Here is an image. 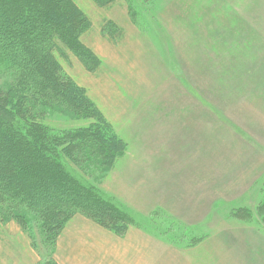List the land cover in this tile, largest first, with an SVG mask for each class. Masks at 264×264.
Listing matches in <instances>:
<instances>
[{"label":"rangeland","instance_id":"obj_1","mask_svg":"<svg viewBox=\"0 0 264 264\" xmlns=\"http://www.w3.org/2000/svg\"><path fill=\"white\" fill-rule=\"evenodd\" d=\"M72 1L101 64L68 56L64 72L127 149L110 171L69 170L133 224L116 236L82 217L55 264H264V0ZM27 236L0 223V264L45 260Z\"/></svg>","mask_w":264,"mask_h":264},{"label":"trees","instance_id":"obj_2","mask_svg":"<svg viewBox=\"0 0 264 264\" xmlns=\"http://www.w3.org/2000/svg\"><path fill=\"white\" fill-rule=\"evenodd\" d=\"M93 1L106 7L118 0ZM88 27L72 0H0V77L8 79L0 89V223L14 222L32 250L39 248L38 235L47 254L38 264H55L58 239L76 216L116 236L133 224L69 170L110 171L127 149L62 66L71 56L88 72L99 69L81 41ZM54 115L87 124L55 130L45 119Z\"/></svg>","mask_w":264,"mask_h":264},{"label":"crops","instance_id":"obj_3","mask_svg":"<svg viewBox=\"0 0 264 264\" xmlns=\"http://www.w3.org/2000/svg\"><path fill=\"white\" fill-rule=\"evenodd\" d=\"M263 74H264V73H263ZM262 83H264V78H262ZM76 217H80V216H76ZM76 217L72 218V220L69 221V223L66 225L65 229L63 230V232H62L63 234H62V235L67 234V231H66V230H67L71 225H73V224H75V223H76V225H80V224H83V226L86 225V220H83L82 217H81V219L76 218Z\"/></svg>","mask_w":264,"mask_h":264}]
</instances>
